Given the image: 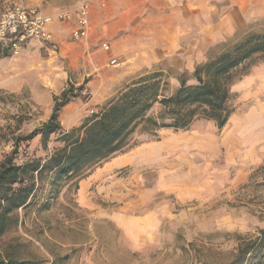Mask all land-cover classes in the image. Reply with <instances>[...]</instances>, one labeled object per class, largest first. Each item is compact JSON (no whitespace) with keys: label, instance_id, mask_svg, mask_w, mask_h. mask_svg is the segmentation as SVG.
I'll use <instances>...</instances> for the list:
<instances>
[{"label":"rangeland","instance_id":"1","mask_svg":"<svg viewBox=\"0 0 264 264\" xmlns=\"http://www.w3.org/2000/svg\"><path fill=\"white\" fill-rule=\"evenodd\" d=\"M79 1L0 0V16L14 5L50 15ZM87 1L93 29L82 40L71 37L70 23L54 20L48 25L51 42L31 39L14 54L0 41L6 54L0 58V162L13 148L12 136L26 135L45 122L62 92L69 101L61 107L59 121L70 130L139 75L166 67L162 61L191 71L185 65L204 60L209 46L264 18L255 16L224 38L209 40V27L222 29L216 20L228 12V0L216 5L205 1V23L195 16L189 25L193 37L202 36L205 27L204 38L181 40L185 50L176 60H184V66L156 60L129 72L145 62L144 56L132 55L142 51L141 41L123 45L111 33L116 0ZM261 3L253 0L255 6ZM124 48L131 54L121 56ZM111 58L120 66H111ZM234 94V110L223 127L199 118L187 130L134 135L135 143L120 153H133L130 162L109 166L116 154L65 186L49 211L25 217L0 239V247L17 243L25 253L34 251L49 261L50 249L68 254V264H227L240 239L264 227V173L256 171L264 162V94L244 103ZM253 114L243 121L244 115ZM19 118V129H14ZM50 139L46 150L39 137L22 141L16 161L44 157L56 135Z\"/></svg>","mask_w":264,"mask_h":264},{"label":"trees","instance_id":"2","mask_svg":"<svg viewBox=\"0 0 264 264\" xmlns=\"http://www.w3.org/2000/svg\"><path fill=\"white\" fill-rule=\"evenodd\" d=\"M5 56L0 50V58ZM259 62H264V18L209 46L205 59L191 71L177 70L162 61L166 67L139 75L95 115L70 130L63 129L59 121V111L69 101L62 92L45 122L26 135L12 136L13 148L0 162V239L23 224L25 217L49 211L65 186L127 151L135 143L134 135L187 130L199 118L223 127L234 110L233 83ZM20 121L14 129H19ZM52 135H56L54 145L44 157L31 155L16 161L22 141L39 137L46 150ZM256 171L264 173V162ZM48 252L50 261L8 243L0 247V264H68V254ZM227 264H264V227L241 238Z\"/></svg>","mask_w":264,"mask_h":264},{"label":"crops","instance_id":"3","mask_svg":"<svg viewBox=\"0 0 264 264\" xmlns=\"http://www.w3.org/2000/svg\"><path fill=\"white\" fill-rule=\"evenodd\" d=\"M117 16L112 34H117L119 43L125 45L129 40L141 41L140 52H133L132 55H140L145 62L142 65L133 66L129 72H134L142 66H148L156 60H167L175 67L184 66V60H176L177 54H181L185 50V46L181 40L192 39L201 40L204 38V30L202 36L199 34L193 37V29L189 25L195 23L193 18L201 16L200 23H205L204 9L205 1L216 5L221 0H116ZM264 1V0H262ZM228 12L219 14L216 20L221 23L222 29L211 28L208 30V39L216 40L243 28L251 18L255 16H264V4L261 6L253 5V0H228ZM104 19V18H102ZM105 21V20H103ZM199 20L197 21V23ZM109 23V22H108ZM92 20L90 22V31L93 29ZM108 25V24H107ZM52 31L49 26L47 27ZM52 33V32H51ZM128 45V44H127ZM128 48V47H127ZM124 48L120 53L121 56H127L131 53ZM136 48L134 44L133 49ZM203 58V57H202ZM197 60L196 63L203 59ZM175 59V60H174ZM195 63V62H194ZM192 63L189 70H192L196 64ZM232 92L240 96V101L254 100L264 94V63L255 65L251 72L243 75L232 85ZM58 96L57 94H54ZM253 115H244L243 121ZM234 133V132H233ZM132 154H120L112 158L109 166H117L130 162Z\"/></svg>","mask_w":264,"mask_h":264},{"label":"built area","instance_id":"4","mask_svg":"<svg viewBox=\"0 0 264 264\" xmlns=\"http://www.w3.org/2000/svg\"><path fill=\"white\" fill-rule=\"evenodd\" d=\"M54 20L70 23L71 37L74 40L86 38L90 30L88 1L81 0L73 8L50 15L37 7L14 5L0 16V41L9 46L14 54L19 53L22 45L31 39L51 42L52 33L47 27ZM102 48L108 50L109 45L102 43ZM109 64L117 67L120 66V61L111 58Z\"/></svg>","mask_w":264,"mask_h":264}]
</instances>
